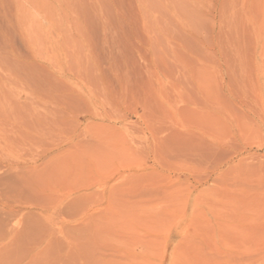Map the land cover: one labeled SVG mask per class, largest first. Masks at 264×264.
Masks as SVG:
<instances>
[{
    "label": "rangeland",
    "instance_id": "1",
    "mask_svg": "<svg viewBox=\"0 0 264 264\" xmlns=\"http://www.w3.org/2000/svg\"><path fill=\"white\" fill-rule=\"evenodd\" d=\"M0 264H264V0H0Z\"/></svg>",
    "mask_w": 264,
    "mask_h": 264
}]
</instances>
